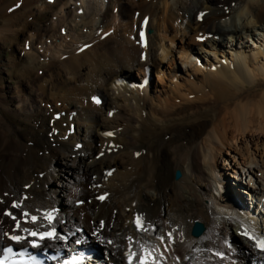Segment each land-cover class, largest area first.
<instances>
[{"label": "bare ground", "instance_id": "6f19581e", "mask_svg": "<svg viewBox=\"0 0 264 264\" xmlns=\"http://www.w3.org/2000/svg\"><path fill=\"white\" fill-rule=\"evenodd\" d=\"M249 12L264 26V0H0V244L6 231L41 223L59 237L42 246L77 250L74 264H264V250L234 233L264 230V156L251 152L232 169L256 180L241 193L258 192L257 208L217 174L238 138L264 139V45L251 56L235 45L224 63L215 55L195 83L204 65L187 60L192 45L196 58L204 45L223 54L221 36L250 35L240 19ZM145 17L153 31L140 47ZM173 39L187 67L165 46ZM195 220L205 225L199 237Z\"/></svg>", "mask_w": 264, "mask_h": 264}, {"label": "rangeland", "instance_id": "374dc122", "mask_svg": "<svg viewBox=\"0 0 264 264\" xmlns=\"http://www.w3.org/2000/svg\"><path fill=\"white\" fill-rule=\"evenodd\" d=\"M250 13L251 12H249L248 15L241 16L240 19L242 21H245V20L249 21ZM241 20H239V21L237 20L236 24L240 25L239 22H241ZM252 21H254V18L252 19ZM252 21L251 20L249 21L250 22V28L252 29V33H250V35H247L245 37V34H247V33H245V34L243 33L240 36L242 38L238 39L239 38L238 37V38H236V40L235 39L230 40V38H228L227 36L222 38V44H220V46L222 45V48L227 50V52H225V50H224L223 54H220V52L215 51V49H216L215 45H214L215 48L213 46L212 47H208V46H205V45L203 46L202 45L203 47L201 48V46H200V49H198V53H196L197 56H198V58H196L195 55L191 56L192 53H194V51L196 50V47H194V45L191 46L192 48L189 51L190 52V57L187 60H191L193 62L195 60H197L198 66L201 67V68L204 65V69L197 70V72H195L196 74L194 76L190 77V79H191V81L193 83L199 81L200 73H203L205 71V66H206L205 64L208 65L209 63H213L214 60L217 61V59L214 57L215 55H217L218 58H219L220 55H224L226 57L227 56L230 57L231 54H232L230 52V50H234L233 47H235V45H236V47L238 46V48L236 50H238V51L241 50L244 53H246V54L251 56L252 51L253 50L255 51L257 49V46L264 45V26L262 24H255V22L252 23ZM178 22L174 21L175 25L182 24V21H181L180 24H178ZM222 23H224L225 25H228L227 21L226 22H222ZM261 28H263V29L261 30ZM178 35H180V34H178ZM165 41H166L165 42L166 43L165 46L166 47L167 46L171 47L170 51H171V53L173 55V59L175 60V62L178 63V65H180L182 67H187L186 65H189V61L188 62L182 61L185 56L183 55L184 57H182V60H181V57H178L180 55L179 54V50L181 48H179L177 45L178 44L180 45L181 42L176 40V39H173L171 42L167 41V40H165ZM202 44H205V43H202ZM203 48H205V50H208V52L204 51ZM234 56H235V54H234ZM194 58H196V59H194ZM224 59L225 58H222L220 56V60H218V62H214V63H218V64L219 63H224L225 62V61H223ZM232 60L234 62L236 61V59H232ZM167 64H168V61L165 58L164 61L161 64V68L165 67V65H167ZM194 64L195 63L192 64V69L194 67L193 66ZM232 68H233V64H231V69ZM153 71H155V70L153 69ZM154 74L155 73L153 72V77H152V82H151L152 83L151 84L152 88H155V86L157 84V81H155L156 78H155ZM173 83H174V81H173ZM189 98H192V94L189 95ZM176 102H179L178 98L176 99ZM255 110L256 109L254 107H250L248 109L249 113L247 114V118L249 120V124L254 125V126L257 124V121L259 120V116L256 115V113L255 114L253 113V112H255ZM238 150H242V151L238 152ZM251 152H256L255 154H256L257 157H260L262 155L264 156V139H263V135H261V133H259V134L258 133H253V134H250L249 136H245V138H243V139L242 138L241 139L238 138L235 141V149L232 150V152H230L231 155L227 156V155L223 154V158H225V160L222 159V160H218V162H217V170L219 172L217 174H218V176H220V179H222L223 182L228 181V183H230L231 185H237L240 188V193L244 189L247 190L245 187L248 188L249 186L247 185L246 178L244 180L242 175L238 176L239 178H234V176H232V174H233L232 169H233V166L237 165L242 160L243 157L248 156L249 153H251ZM261 152H263V153H261ZM262 172L259 171L257 173V175L259 174L258 176H260V178L263 177V173ZM254 183H257L256 180H254ZM246 193L247 192L241 193L242 196L244 197L243 201L246 202V204H248L249 207L253 206L254 208H257L258 207L257 205H259L258 201H260V199H258L257 202H253L252 199H249V195H247ZM263 199H264V197H263ZM220 203L224 204L226 202H220ZM230 203L232 204V203H234V201L233 202H227L225 205L230 204ZM260 208H262V212H260V214H262V216H264V207L263 206L260 207V205H259V208L256 209V210L259 213V209ZM237 210L242 215H243V213H246L243 210V208H241V207H239L238 209H236L234 211H237ZM248 213H250V211ZM257 229H260V228L257 226ZM234 233H235L236 237H241L242 236V235L238 234V232H235V230H234Z\"/></svg>", "mask_w": 264, "mask_h": 264}, {"label": "snow or ice", "instance_id": "6c2138e0", "mask_svg": "<svg viewBox=\"0 0 264 264\" xmlns=\"http://www.w3.org/2000/svg\"><path fill=\"white\" fill-rule=\"evenodd\" d=\"M101 199H103V197H101ZM49 218H50V217H49ZM33 219H35V217H34ZM137 225H138V227L141 226L140 223H139V218H138V221H137ZM30 235H32V236H36L37 233L33 232V233H31ZM46 237L59 238V237H56V236H55V233L48 232V233H43V234H41V235H40V240H44ZM11 239L14 240V241H21V240H24L23 237H19V236H13V237H11ZM77 242L79 243V241H77ZM28 243H31L32 247H34V248H38V247H40V244H39L38 242H36V241H28ZM259 246L262 247V248H264V242H260ZM8 251L11 252L12 249L9 248Z\"/></svg>", "mask_w": 264, "mask_h": 264}, {"label": "water", "instance_id": "95a60500", "mask_svg": "<svg viewBox=\"0 0 264 264\" xmlns=\"http://www.w3.org/2000/svg\"><path fill=\"white\" fill-rule=\"evenodd\" d=\"M179 176H181V172L177 169L173 177L178 179ZM203 229H205V226L201 222L196 221L192 226V234L194 236H200L204 231Z\"/></svg>", "mask_w": 264, "mask_h": 264}]
</instances>
